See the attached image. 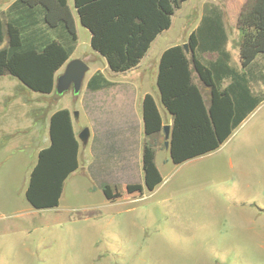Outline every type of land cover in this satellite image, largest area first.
Segmentation results:
<instances>
[{
	"label": "rangeland",
	"instance_id": "1",
	"mask_svg": "<svg viewBox=\"0 0 264 264\" xmlns=\"http://www.w3.org/2000/svg\"><path fill=\"white\" fill-rule=\"evenodd\" d=\"M224 1L182 4L151 49L186 41L201 14ZM75 58L89 66L80 92L27 89L31 101L21 111L29 114L15 121L24 131L0 137V264H264V106L218 150L190 163H169L156 192L109 203L79 167L66 179L58 207L35 210L28 204L25 189L39 149L49 144L50 113L66 108L76 128L90 125L95 95L86 82L104 60L92 51L83 27L69 60ZM6 80L18 82L0 77V102L19 92L9 90ZM38 103L44 110L40 136L33 138ZM15 140L21 146L14 147ZM157 143L159 155L165 154L163 134Z\"/></svg>",
	"mask_w": 264,
	"mask_h": 264
},
{
	"label": "trees",
	"instance_id": "2",
	"mask_svg": "<svg viewBox=\"0 0 264 264\" xmlns=\"http://www.w3.org/2000/svg\"><path fill=\"white\" fill-rule=\"evenodd\" d=\"M186 1L74 0V8L90 33L91 49L110 71L122 73L138 66ZM237 27L241 73L229 66L227 37L216 9L204 15L189 35L188 53L183 44H176L160 56L156 87L164 111L172 117L167 141L174 165L218 150L264 103V0H248ZM77 40L67 0H15L0 15V76L16 78L42 95L55 93L56 73L69 60ZM206 52L216 53L217 59L204 61L201 55ZM194 73L202 87L194 82ZM254 83L263 89L253 92ZM112 85L100 71L86 82L90 91ZM142 120L144 135L151 140L142 151L144 187L154 192L163 181L155 153L161 134L166 141V123L149 93L142 100ZM49 141L38 152L25 189V199L35 210L58 207L66 179L80 167V142L68 109L51 114Z\"/></svg>",
	"mask_w": 264,
	"mask_h": 264
},
{
	"label": "crops",
	"instance_id": "3",
	"mask_svg": "<svg viewBox=\"0 0 264 264\" xmlns=\"http://www.w3.org/2000/svg\"><path fill=\"white\" fill-rule=\"evenodd\" d=\"M14 1L15 0H0V15L5 12L9 5ZM246 3L247 0H225L219 5L209 6L208 10L201 14L194 28L189 33L190 35L191 32H193L200 25L203 16L208 14L209 11L213 9L218 10L220 12L222 28L227 37L225 51L228 52L230 56L229 66L233 67L240 73L243 72L244 69L242 68L240 59L241 34L237 27V23L242 7ZM67 4L73 13L78 37V27L83 26L81 25L76 9L74 8V0H67ZM168 30L159 34L155 40ZM186 41L166 46L163 49H159L161 51L158 52L155 48L152 50L150 46L138 66L129 71L122 73H114L110 71L103 58V68L96 70H99L109 81L113 83V85L108 88L92 91L94 92L95 97L92 104L93 111L89 107V114L91 115L89 116L90 125L87 126L89 129V138L86 144H83L78 139L81 151L80 169H82L83 173L89 174L90 177L95 180L98 188H101L105 200L109 203L128 199L133 200L139 195L144 194L146 191L144 187V172L142 169V151L145 142L144 140L146 138L143 131L142 100L145 94H151L161 112V115L163 116L164 122L166 125L171 126L172 117L167 115L164 111L160 101L159 92L156 87L159 59L165 49L176 44L187 43ZM153 42L152 44L154 45ZM3 45H5V42L1 46ZM201 58L204 61H215L217 59V54L214 52H206L201 55ZM193 77L194 82L198 86L202 87L195 73L193 74ZM228 82L229 79L226 80L225 85ZM6 86L9 90L13 88L15 90H19V92L4 95V100L0 102V137L6 135L10 138H14L16 133L24 131L16 124L15 121L18 120L20 114H29L27 111H21V107L25 106V104L31 100L24 92L28 88L19 80L17 83H11L8 81ZM251 86L253 92L263 89V85L261 83H254ZM263 106L264 103L257 107L245 121L252 117ZM37 107L36 122L38 123L36 125L37 127L33 128V138H38L40 136L39 115L41 112L40 110H44L43 106H40L39 103L37 104ZM52 113H50L49 116L47 115L48 141L49 119ZM77 115L78 114H74L75 119H77ZM45 120L46 119L43 121L45 122ZM25 129L29 130V128ZM82 129L83 128L78 129L74 126L77 138ZM17 142L18 140L14 141V147L21 146ZM41 149H39V151ZM158 151L157 147L155 153V164L163 181L154 192L163 186V171L168 168L169 163H172L168 148H166L165 154L162 155H159ZM82 155L85 157L84 160L82 159ZM196 159H192L183 164L196 161Z\"/></svg>",
	"mask_w": 264,
	"mask_h": 264
},
{
	"label": "water",
	"instance_id": "4",
	"mask_svg": "<svg viewBox=\"0 0 264 264\" xmlns=\"http://www.w3.org/2000/svg\"><path fill=\"white\" fill-rule=\"evenodd\" d=\"M183 48L188 53L189 49L187 43L183 44ZM89 70V66L86 62L81 59H71L65 66L63 72L56 77L55 81V92L57 94H63L67 91L72 90L74 94L80 92L86 73ZM165 133V147L168 148V141L170 134V125H164L163 127ZM89 138V129L87 127L83 128L78 134V139L86 144Z\"/></svg>",
	"mask_w": 264,
	"mask_h": 264
}]
</instances>
